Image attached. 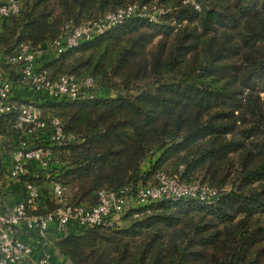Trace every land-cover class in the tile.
Instances as JSON below:
<instances>
[{
	"label": "trees",
	"instance_id": "trees-1",
	"mask_svg": "<svg viewBox=\"0 0 264 264\" xmlns=\"http://www.w3.org/2000/svg\"><path fill=\"white\" fill-rule=\"evenodd\" d=\"M195 1L199 11L183 0H23L18 15L0 19V82L16 86L7 60L19 45L35 48L128 4L163 8L157 23L129 19L44 64L48 80L91 78L96 90L76 102L28 100L77 137L51 147L44 184L59 182L83 206L158 172L228 189L210 205L152 203L113 228L56 234L49 244L68 264H264V0ZM15 121L0 117V179L18 143ZM53 208L47 199L38 213Z\"/></svg>",
	"mask_w": 264,
	"mask_h": 264
},
{
	"label": "built area",
	"instance_id": "built-area-1",
	"mask_svg": "<svg viewBox=\"0 0 264 264\" xmlns=\"http://www.w3.org/2000/svg\"><path fill=\"white\" fill-rule=\"evenodd\" d=\"M22 2L10 0L2 5L0 19L18 15ZM183 3L200 10L195 0H183ZM165 13L163 8L153 4H128L82 26L67 24L59 38L35 48L21 44L7 60V63L17 67L21 82L16 86L7 80L0 82V117L15 114L14 129L18 135L6 176L0 179V264H63V258L49 244L56 234H74L95 227L113 228L130 210L152 203L194 200L210 205L228 190L185 183L180 175L158 172L152 182L136 188L125 187L116 192L100 190L96 205L83 206L73 205L67 188L59 182H51L47 189L41 185L55 164L51 147L71 144L77 137L64 131L59 118L44 117L30 101L43 98L68 103L93 99L96 95L91 78L78 80L66 75L55 81L48 80L43 69L47 59L57 58L129 19L157 23ZM172 24L179 27L176 22ZM40 136L46 138L47 145L37 143ZM13 185L19 190L18 197L9 191ZM1 198H4L2 202ZM47 199L54 203V208L38 213Z\"/></svg>",
	"mask_w": 264,
	"mask_h": 264
},
{
	"label": "crops",
	"instance_id": "crops-1",
	"mask_svg": "<svg viewBox=\"0 0 264 264\" xmlns=\"http://www.w3.org/2000/svg\"><path fill=\"white\" fill-rule=\"evenodd\" d=\"M49 59V58H48ZM48 59H47V61L46 62H48ZM50 60V59H49ZM45 62V63H46ZM17 186H15V185H13V186H11L10 188H9V191L12 193V194H14V196L15 197H18V194H19V190L16 188ZM4 200V198H1V202ZM5 200H9V197H5ZM4 204H5V202H3V206H4ZM62 261H63V264H68L67 263V261H65L64 259H62Z\"/></svg>",
	"mask_w": 264,
	"mask_h": 264
},
{
	"label": "rangeland",
	"instance_id": "rangeland-1",
	"mask_svg": "<svg viewBox=\"0 0 264 264\" xmlns=\"http://www.w3.org/2000/svg\"><path fill=\"white\" fill-rule=\"evenodd\" d=\"M43 186V188L47 189V185L45 184H41Z\"/></svg>",
	"mask_w": 264,
	"mask_h": 264
}]
</instances>
